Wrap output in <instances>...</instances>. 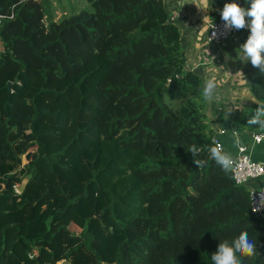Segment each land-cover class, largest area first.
<instances>
[{"label":"trees","instance_id":"1","mask_svg":"<svg viewBox=\"0 0 264 264\" xmlns=\"http://www.w3.org/2000/svg\"><path fill=\"white\" fill-rule=\"evenodd\" d=\"M86 1L44 22L46 0H0V264H212L245 229L258 252L242 264H264V220L210 158L203 85L163 0Z\"/></svg>","mask_w":264,"mask_h":264},{"label":"crops","instance_id":"2","mask_svg":"<svg viewBox=\"0 0 264 264\" xmlns=\"http://www.w3.org/2000/svg\"><path fill=\"white\" fill-rule=\"evenodd\" d=\"M164 6L169 13V18L174 21L181 32V40L183 36L191 41V53H199L200 48H204V57L202 63H197L198 58H189L186 56L184 63V70L189 73H194L198 76L200 83L204 86V83L209 78H214L217 83L216 95L213 100H206L205 112L206 120L210 127H212L214 135L219 139L223 149L230 154L234 152L233 146H230L233 135L232 130L235 129L240 136L236 142H240L246 145V152L249 156L257 161H260L264 165V137L259 141H255L252 138L253 134L262 133L256 125H251L246 129L241 128L237 124V116L239 111L249 110V105L253 100L245 99L242 104V99L245 97H254L248 90L253 71L256 67L251 65L250 60L242 62L243 52L240 48L246 40L238 39L235 42L225 39L218 45L204 43L201 39V35L205 32L206 24L218 16L223 9V5L216 3L212 0V4L209 5V9H200V16L194 8V3H198L201 7L203 4L201 0H163ZM210 17V18H209ZM183 27V29H182ZM198 30L202 31L198 34ZM200 44H197V41ZM202 44V45H201ZM204 45V46H203ZM184 49V44L182 43ZM198 49V51H197ZM185 52V50H184ZM214 58V59H213ZM197 64H203L201 67H197ZM235 102L237 105H242L243 110H236L231 113L227 120L224 119L223 106L227 103ZM248 108V109H247ZM239 118V117H238ZM244 119V120H249ZM244 121L243 123H245ZM223 131L220 132L219 130ZM240 129L242 131H240ZM237 136V135H236ZM234 136V137H236ZM243 141V142H241ZM235 145V144H234ZM260 183H264V175L256 179L250 180L245 184L247 187L256 186Z\"/></svg>","mask_w":264,"mask_h":264},{"label":"clouds","instance_id":"3","mask_svg":"<svg viewBox=\"0 0 264 264\" xmlns=\"http://www.w3.org/2000/svg\"><path fill=\"white\" fill-rule=\"evenodd\" d=\"M201 2L203 7L195 3L198 9L207 10L211 8L209 5L212 4V0H201ZM220 17L224 22V29L226 32L233 29L242 30L245 27L250 28V34L246 42L240 46L243 52L241 61L247 62L250 60L251 65L258 68L260 72L264 74V0H251V6L248 8L241 7L236 0H232L231 3H226L224 5L220 12ZM246 17L249 18L250 23L246 21ZM215 27L211 19V26L209 28ZM216 35L217 33L213 31L212 36H209V42ZM216 89L217 83L214 78L206 80L202 89L203 98L208 101L213 100L216 95ZM245 99L253 100L258 104L254 115L248 120V125H257L261 132L264 133V103L259 102L253 97H245L242 99V104ZM223 108L225 120L236 110H243L242 105H237L235 102L227 103ZM232 135L236 136L238 132L233 129ZM188 152L192 154L193 162L198 168L206 165L207 161L197 159L199 149L196 146L189 148ZM209 153L210 158L215 161L222 170L225 172L231 170L233 158L223 147L213 146L209 149ZM259 192L264 195V192ZM261 203L264 204V199L261 200ZM253 210L256 211L258 209L254 208ZM257 252V241L251 239L248 231L245 229L240 231L231 242L228 240L220 241L217 250L211 255V260L212 264H242V258L255 257Z\"/></svg>","mask_w":264,"mask_h":264},{"label":"built area","instance_id":"4","mask_svg":"<svg viewBox=\"0 0 264 264\" xmlns=\"http://www.w3.org/2000/svg\"><path fill=\"white\" fill-rule=\"evenodd\" d=\"M246 21L250 23V20L247 17ZM212 22L215 24L216 27L209 28L211 26V20L206 24V34L204 37V43L218 45L225 39L235 40V37H238L237 30L235 29L228 32L225 31L224 22L221 20L220 16L212 19ZM242 30L250 31V28L245 27ZM213 31H215L217 35L212 38L209 42V36H212ZM219 131L222 132L223 130L220 129ZM263 137L264 133H256L252 135V138L255 141H259ZM211 139L213 141L214 146L222 147L221 142L214 135V132ZM234 146V152L231 154L233 158V166L230 170V175L232 177L233 182L236 184H247L250 182V180L263 176V163L254 160L249 156V154L246 152V145L240 142H236ZM247 189L250 211L259 215L264 220V204L261 203V200L264 199V195L259 192H264V183H260L256 186L247 187ZM254 208L258 210L254 211Z\"/></svg>","mask_w":264,"mask_h":264},{"label":"rangeland","instance_id":"5","mask_svg":"<svg viewBox=\"0 0 264 264\" xmlns=\"http://www.w3.org/2000/svg\"><path fill=\"white\" fill-rule=\"evenodd\" d=\"M196 4H198V3H196ZM196 4L194 3V5H196ZM196 7H197V5L194 6L195 10H196ZM81 8H90V6L86 0H46L45 14H44L43 20H44V22H46L48 18H50L52 20H58L64 16L68 15L71 10H78ZM197 13L200 15V9H198V8H197ZM200 16H204V15H200ZM182 29H183V27H182ZM200 32H202V31L198 30L197 33L200 34ZM205 34H206V27H205V32H203V35H201V39L204 40ZM238 39H239V37H235V40H232V39H228V40L235 42ZM192 40L188 41V38L184 34L183 39H182V43L184 44V47L186 48V49H184L185 54L189 58L190 57L196 58V59L198 58L197 63H202L203 57H204V48L203 47L200 48L199 49L200 52L198 54L197 53H191L189 50H191V49L193 50V48H191ZM200 41L201 40L197 41L198 45L200 44ZM197 51H198V49H197ZM201 65H203V64H201ZM201 65L197 64V67H201ZM253 74H254V71H253ZM248 90L251 92V86L250 85H249ZM240 115H241V111H239V115L237 116V119H236L237 124L243 129L248 128L249 127L248 121L247 120H241L240 118H238V117H240ZM244 121H246V122L243 123ZM240 131H242V130L240 129ZM238 138L241 140L242 134L240 136L237 135L236 137L233 136L232 141L230 143V146H233V148H234L235 147L234 146L235 140ZM241 142H243V141H241ZM136 152H140V151L139 150L133 151L130 155L129 161L133 162V163H140L145 158L141 154H138ZM58 264H60V262H58Z\"/></svg>","mask_w":264,"mask_h":264},{"label":"water","instance_id":"6","mask_svg":"<svg viewBox=\"0 0 264 264\" xmlns=\"http://www.w3.org/2000/svg\"><path fill=\"white\" fill-rule=\"evenodd\" d=\"M26 181H27V177L24 176V177L20 180L18 186L15 187V191H16V192H21V190L23 189V187H24ZM63 263H64V261H60V264H63Z\"/></svg>","mask_w":264,"mask_h":264}]
</instances>
